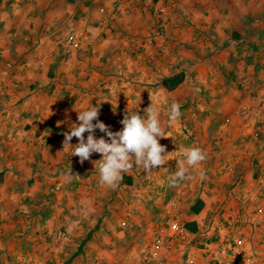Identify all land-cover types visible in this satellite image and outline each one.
<instances>
[{"label":"rangeland","instance_id":"1","mask_svg":"<svg viewBox=\"0 0 264 264\" xmlns=\"http://www.w3.org/2000/svg\"><path fill=\"white\" fill-rule=\"evenodd\" d=\"M58 1L64 13H48L41 21L49 26L47 33L60 38L44 63L45 77L29 92L20 75L0 90V264H217L213 250L223 252L230 264H264V168L260 165L264 159V0L196 1L203 11L193 17L204 20V28L198 27L194 34L196 56L189 44L180 48L178 43L166 42L161 47L154 40L151 48L137 49L144 73L137 82L141 95L137 106L126 103L133 96L122 90L116 92L120 104L107 103L97 75L83 73L79 67L95 42L71 55L60 44L81 21L88 34L102 38V14L112 0ZM181 1L168 5L165 13L146 4L118 21L139 13L142 26L155 30L150 29L151 36L145 38L164 35V21L177 28L172 20ZM11 2L0 0V9L12 8ZM1 50L0 81L5 83L10 76L1 69L9 60H4ZM29 50L32 55L37 51ZM175 54L184 55L178 59ZM27 62L11 64L19 70L28 67ZM181 66L190 69L185 72ZM147 71L155 73L147 77ZM181 71L186 73L181 85L166 89L163 79ZM54 81L89 87H82L87 92L79 100L71 92L60 91L58 110L55 103L42 117V111L35 109L42 102L35 89ZM172 102L180 104L181 116L170 124ZM151 103L160 114L165 136L159 143L165 146L168 161L150 174L133 158L118 186L109 188L100 183L101 154L93 153L81 163L78 156H71L75 146H64V133L77 122V111L99 105V120L115 132L123 127L120 121L127 111L145 115ZM31 107L34 120L26 119L32 116L26 111ZM13 110L21 112L14 120L8 118ZM95 136L105 134L97 129ZM71 143L78 139L73 137ZM193 147L203 150L206 159L189 170L190 178L172 183L178 161ZM227 149L233 151L229 171L224 168L226 157L215 155ZM125 177L133 182L128 184ZM198 198L205 200L206 207L196 215L191 206ZM171 219L185 225L197 221L198 232L190 231L173 245L149 253Z\"/></svg>","mask_w":264,"mask_h":264},{"label":"crops","instance_id":"2","mask_svg":"<svg viewBox=\"0 0 264 264\" xmlns=\"http://www.w3.org/2000/svg\"><path fill=\"white\" fill-rule=\"evenodd\" d=\"M9 1H12V8H9L8 10L6 9V7L0 9V27L3 31V33L0 34V48L2 49L1 51L4 54L2 55L4 60H9L8 63L3 64V67L6 68L1 69V72H3L4 75L10 76L9 79L4 83L5 87L7 85H12L14 79L20 75L21 79H23L24 81V84L28 83L27 89L29 92L33 84H36L39 80H42L41 77H45L47 66L44 63L53 53V50L57 49V43L60 39L59 36H53L50 33H47L49 31V26L46 27V23L43 24V26L41 25L42 17H46L48 13L51 15H62L64 13V7L62 6V4H59L58 0ZM34 1L37 2L35 3ZM196 1L199 0L181 1V4L178 6L180 10H177V13L175 12L173 14L176 20L175 18L174 20H172L173 23L177 24V28H170V24L164 21L162 25H164L167 31L164 35H156L153 37L145 38L144 35L151 36V33L149 31L151 27L147 24L146 26H142V22L138 21L139 13L132 15L129 18L127 17L119 21L117 20V22L115 21L112 26V30L109 28L105 30L102 29V34L104 33L102 38H99L94 34H88V32L83 28L82 21L79 25H76L74 29L82 28V30L88 36L89 40L91 41L89 45H92L95 42V45L89 50V52L84 54L85 58L82 57L83 62H81L82 64L79 67L83 69V73L89 75H97V82L104 85V88H102V98H104L107 103L114 104L115 106H117V104H120L121 101L118 98L119 93L116 94V92H120L121 94L122 90L123 92L129 93L131 94V96H133L126 99V103L128 105L137 106L139 104V98L141 97V95L138 96L139 89H137V82L141 80L140 78L141 76H144V73L142 72L143 65L139 64L140 60L138 59L142 56V54L138 53L137 49H143L144 47H147V49L151 48V45L149 44L154 43V40L157 46L161 47L166 42L168 44L173 43L175 46L178 43V47L180 48L181 46L189 44V46H194V51L191 49H187L186 51H188V53H192L193 51L192 54L196 56L198 44L196 42L197 36H195L194 34L198 30V27H201L202 29L204 28L202 24L204 20H200L198 17H193V15H198L203 11L202 6L200 8L196 7ZM213 10L215 11L216 9L214 8ZM31 14L32 16H29ZM63 17L64 16H62V19H60L61 22L64 20ZM31 21L34 22L33 27L30 25L32 23ZM100 28H98V30H100ZM218 29L219 25L217 26L216 30ZM151 31L153 32L155 30L151 29ZM32 47H35L37 50L33 53L34 55H32V52L29 50ZM221 47L217 48L215 51L218 52ZM186 53L187 52H184V54L187 56L191 55ZM184 54L175 55L178 57V59H182ZM151 57L155 56L152 55ZM26 59L28 60V67H23L19 70H16V65L11 64ZM30 60L34 63L33 65L30 64L31 62L29 63ZM185 63L189 65L190 62L185 61ZM101 65L102 67H99ZM190 66L193 68V65ZM146 67H150L151 69L154 68L152 65H146ZM180 68L185 70V72H188L190 69L187 66H181ZM154 69L156 70L157 67H155ZM146 73L147 77H149L152 73H155V71H147ZM82 80L83 79H79V81ZM47 84L42 83L40 84L42 86L38 88V90L35 89L42 100L40 104L36 105L35 109L42 111V117L45 116V114L49 115V112L47 111L48 109L46 108L54 109L55 103L57 105L55 109L59 107L60 91L62 92L61 94L71 92V96H73L74 94V96L76 95L79 100L80 98H83L82 94H84L85 91L87 92V90L84 89H86V87H89L85 83H82V85L71 84L69 86H66L64 84H59L57 81H54L51 82L48 86ZM121 84L122 86H120ZM125 85L127 86L126 88L124 87ZM69 104L70 102L67 103V105ZM24 106L27 107V105L25 104ZM26 111H29L31 115L34 113L32 112L33 107L27 108ZM20 115V110H13L8 118L11 117L14 120ZM26 119L34 120L35 118L33 115H28V118ZM11 137L12 136H9L8 138ZM228 149L227 151L220 150L219 153H216L215 155L224 157V159L226 157L225 162L227 163H225V165L228 164V166H231V157L233 151ZM258 153L259 158L263 157L261 151H259ZM212 155L214 154H209V156ZM260 165H262L264 168V159H262ZM256 197L257 194L253 195V198ZM249 215L253 214L250 212ZM213 252L217 254L218 258L225 260L226 255L223 254V252L219 250H213Z\"/></svg>","mask_w":264,"mask_h":264},{"label":"clouds","instance_id":"3","mask_svg":"<svg viewBox=\"0 0 264 264\" xmlns=\"http://www.w3.org/2000/svg\"><path fill=\"white\" fill-rule=\"evenodd\" d=\"M180 107L177 102L170 104L168 111L170 124L181 116ZM77 113V122L69 125V130L64 133L63 143L64 146H75L71 156H78L81 163L89 160L93 153L101 154L98 166L101 185L117 187L123 174L133 166V158L134 164L146 174L167 163L166 148L159 143V139L165 136L164 129L161 127L160 114L152 103L146 109L145 115L127 111L120 121L123 127L115 132L99 120V105H92ZM97 129L104 133L107 139L105 136L96 138ZM73 137L78 139V143H71ZM205 159L206 153L200 148L187 149L184 152V159L177 163V171L170 177L171 182L177 183L190 178L189 170Z\"/></svg>","mask_w":264,"mask_h":264},{"label":"built area","instance_id":"4","mask_svg":"<svg viewBox=\"0 0 264 264\" xmlns=\"http://www.w3.org/2000/svg\"><path fill=\"white\" fill-rule=\"evenodd\" d=\"M178 2L179 0H112L109 7L110 9L104 11L102 14L101 29H108L111 27L114 21L125 16H129L136 11H141L146 4H154L160 12L165 13L167 11L168 5H176ZM90 43L91 41L82 28L73 29L71 33L60 42V44H62V46L65 48L66 53L69 55L85 49ZM4 85L5 84L0 81V90L5 87ZM246 113H249V111ZM258 133L259 131L257 130L256 134ZM231 167L232 166L228 165L224 166L227 171H229ZM234 220L235 222H238L239 218H233V221ZM189 234L190 231L185 224L180 223L175 219H171L169 221L168 227L165 228L161 234L156 236L149 253H153L163 246H171L174 244L176 239L186 238V236ZM213 254L217 264H230L229 262H226V260L218 258L217 254L214 252ZM238 255L239 253L236 252L235 256Z\"/></svg>","mask_w":264,"mask_h":264},{"label":"trees","instance_id":"5","mask_svg":"<svg viewBox=\"0 0 264 264\" xmlns=\"http://www.w3.org/2000/svg\"><path fill=\"white\" fill-rule=\"evenodd\" d=\"M237 37L239 38L240 36L237 35ZM223 74H226V71H224ZM185 75L186 73L184 71H181L180 73L175 74L172 77L164 78L162 84L166 89L173 91L181 85V83L184 81ZM125 179H126L125 181L128 184H131L133 182V178L131 177H125ZM205 207H206V202L202 198H198L191 206V209L194 212V214L199 215L200 213H202ZM186 226L189 231H192L194 233L198 232L197 221L189 222L186 224Z\"/></svg>","mask_w":264,"mask_h":264}]
</instances>
